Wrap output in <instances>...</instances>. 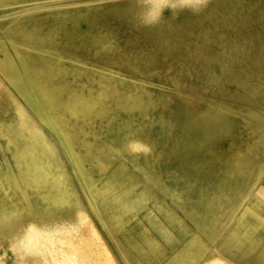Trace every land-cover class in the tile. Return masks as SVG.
<instances>
[{
    "label": "rangeland",
    "instance_id": "374dc122",
    "mask_svg": "<svg viewBox=\"0 0 264 264\" xmlns=\"http://www.w3.org/2000/svg\"><path fill=\"white\" fill-rule=\"evenodd\" d=\"M40 1L9 0L10 4L1 5L6 1L0 0V42L4 41L14 56L17 49L29 67L34 65L33 62L27 63L32 56L35 60L44 58L36 49L41 44L37 30L31 28L58 29L57 50L69 58L74 55L81 62H88L81 72V80V76L71 75L46 79L45 86L62 102L69 99L67 92L71 88L81 81L88 82V79L89 86L94 83L96 88L102 87L109 94L125 90L131 93L129 95L146 93L153 104L138 117L147 119L157 115L166 119L170 115L169 137L187 138L190 151L187 159L191 162L202 159L206 171H218L220 166L231 163V155L243 152L249 143L260 141V132L264 131V0H56L59 2L57 6L46 7H41ZM51 1L55 0L43 2ZM35 4L40 8L29 9ZM7 22L14 26L10 31L2 29ZM10 37L16 40V48L11 47ZM3 59L4 50L1 48L0 60ZM32 76L36 81L43 80L41 73L36 71ZM95 79L103 80L105 84L100 85ZM29 101L30 98L13 83L10 74H5L0 68V199L23 218L35 203L52 213L55 221L75 215L79 222L73 228L74 236L87 234L81 217L84 208L116 262L133 264L135 252L128 242L136 244L137 234L147 233L145 222L140 214L131 218L119 230V239L111 231L119 210L112 188L119 182L113 181L118 178L112 174L120 172L119 177L132 180L138 185L136 189H143L147 186L148 170L145 169V173L137 165L167 161L169 155L158 153L160 147L148 143L144 148L147 153L141 155L140 160L134 161L130 154L119 159L108 158L106 172L95 153L86 149L80 121L70 111L61 106L54 115L57 128L70 137L74 151L72 158L63 147L56 129ZM63 115L68 120L63 121ZM219 120L228 122L227 127H219ZM259 124L263 126L259 128ZM244 129H248L247 132ZM252 129L259 131L254 133ZM143 131L147 134L150 128L145 126ZM101 147L105 145L102 143ZM29 148L36 158L26 155ZM197 153L199 155H195ZM260 154L257 156L259 160L254 159L257 163L264 159V149ZM57 158L62 160L66 177L71 182L69 187L62 180L59 185L54 181L53 175L61 171L60 168L56 172L54 169ZM36 162L49 167L43 175L36 172ZM149 166L154 168L152 164ZM260 166L262 175L254 190L259 196L262 195L259 189L264 187V163ZM148 189L153 191L155 187L149 186ZM162 204L173 210L167 201ZM261 212H264V204ZM250 223L253 240L257 244L253 250L254 262L247 263L249 261H242L237 256L233 260L239 264H264V226L252 218ZM22 243L18 245L21 249L18 246L15 249L11 239L4 237L0 241V261L3 264H46L39 250L29 253L27 245ZM125 247L131 254L126 253ZM160 249L164 253L155 264H164L172 254L169 247ZM139 256L141 261H146L143 250ZM47 258L52 261L51 257Z\"/></svg>",
    "mask_w": 264,
    "mask_h": 264
},
{
    "label": "bare ground",
    "instance_id": "6f19581e",
    "mask_svg": "<svg viewBox=\"0 0 264 264\" xmlns=\"http://www.w3.org/2000/svg\"><path fill=\"white\" fill-rule=\"evenodd\" d=\"M5 1L6 2L1 5H8L11 3L8 2L9 0ZM43 1L44 0H42V2L40 1L41 7L52 5L57 6L59 4V2L56 0L51 1V3ZM186 3V6H190L188 2ZM209 5H211V3ZM177 7L180 8V6ZM34 8L40 7H38L36 4L29 7V9ZM88 15L84 16L86 17ZM75 17V20L77 21L78 18L77 16ZM12 28H14V26H12L10 22L2 25V29L4 30L10 31L12 30ZM31 30H37L36 35L39 37L41 44L36 49L44 55V58L35 60L32 56V60H29L27 63L30 64V62H33L32 64L34 65L28 67L26 61L21 58L20 52L17 49L15 50L16 56H14V54H12L13 52L3 44L4 41H1L2 44H0V49L2 48L4 50L5 59L0 60V68L5 74H10L13 83L21 91V93L30 98V101L35 105L37 112L42 115L43 119L52 128L56 129L58 137L63 147L68 152L70 158H72V154H74L70 137L66 135L62 130L57 128V120L54 115V112L56 110L58 111L61 106L64 107V110L70 111L76 120L80 121V132L83 134L82 141L84 142L86 149L88 150V152L95 153L96 159L99 160L101 168L106 172L109 168V165L107 164L108 158L115 157L116 159H119L130 154L134 161H137L138 159L140 160V156L146 155L147 153L146 151H144V148H146L145 145H147L148 143H152L154 144V146L157 145L160 147V151L158 153L169 155L170 159L167 161H153L148 163L149 165L152 164L154 168L143 163L137 165L138 169L142 171L144 170V172L145 169L148 170L146 176L150 175L151 177L147 176V185H158L162 186L165 189L166 183H171L175 186L189 184L207 186L220 184L230 190L234 189L235 187H241L242 184H244L241 178L237 176L238 174H241L242 172L245 174L246 171L250 172L251 170L253 173L252 184L254 186L257 185V181L262 175L260 163H264V159L259 161L260 163H257L254 159L256 158L259 160L260 157L257 158V156H260V151L264 149V131L260 132V141H257V138H253L257 141H255L256 143L253 141L254 143H249L248 145L246 144L247 146L245 148L242 147L245 149L243 152L241 151L235 155H231L233 157L230 158V164H227L228 162L226 163L227 165L225 164L224 166H220L221 164H219L220 168H216L218 171H206L205 164L202 162V159H195L192 162L187 159L190 153L187 146V143H189V140L187 138H181L180 135L179 139H172L169 137L170 132H167L168 126L169 124H171V117L169 114V117H166V119H163L161 116L158 117L157 115L148 116L147 119H140L138 117L139 114H142V112H144L145 110L150 109V106L153 104V100L149 98V95L146 93L145 95H143L142 93H134L132 95H129L131 93H128L125 90L115 91L109 94L102 87L96 88V86H94V83L93 85L89 86L88 79V82L86 80L81 81L80 84L75 85L67 92V94L69 95L68 100H65L64 102L59 100L58 96H56L53 91H50L45 86L46 79L53 80L56 77H62V75H71L73 77L81 76V80L83 77V75H81V72L87 67L86 65H88V62H81L80 58L74 55L73 57L70 56L69 58L66 56V54L62 53L63 51L61 52L57 50L55 43L59 41L58 29L53 28L52 30H49L47 28H31ZM24 33H26V30L24 31ZM29 37L31 38L33 37V35H30ZM8 39L11 47L16 48V40L13 37H10ZM93 40H95V38ZM96 51L98 50L96 49ZM22 71H24L27 77L26 80L23 79ZM35 71L41 73V75L43 76L42 81H36L32 76V73ZM95 81L99 82L100 85L105 84L103 80L99 81V79H95ZM85 87L89 88L87 89L88 91L82 90ZM108 103H110V105L107 106L106 104ZM145 104L147 105L146 107ZM64 115L62 116L63 121L68 120V117ZM250 123L251 122H249V124ZM227 125L228 122L224 120H219L218 122V126L221 128H226ZM263 125L259 124L258 126H260L259 128H261V126ZM145 126H148L150 128V131H148L147 134L143 131V128H145ZM244 130H246L247 132L248 129ZM252 131L256 133L259 130L252 129ZM187 134L188 133H186L185 135ZM144 136H147V138ZM143 137L146 139H144ZM102 143L105 145V147L99 148ZM110 143H113L115 145L112 146ZM44 144L47 147H50V145L45 141ZM26 155H30L31 158L37 157L36 154H34V152L31 150V148L27 149ZM195 155L199 154L197 153ZM57 160L58 161L54 163L55 172L56 169L59 168L61 171H58L53 175L54 181L57 182V185H59V181L62 180L64 181V185L69 187L71 185V182L66 177V172L64 171V167L62 165V160L61 158H57ZM36 163V172L38 173V175H43L44 171L49 168L45 163ZM19 165H21V163H19ZM29 169L32 168L30 167ZM120 174V172L114 173L112 174V176L118 178ZM124 184L131 186L137 185L132 180H124ZM262 195L264 196V193ZM257 197L258 194H254L253 204H256ZM158 198L165 202L164 196L161 197V195L158 194ZM3 202L4 201L0 199V239L3 240L4 237H9L11 239L12 247L15 248L19 244L24 242L27 245V251H29V253L35 250H39L43 255L44 261H46V264H52V261L53 264H118L114 259L111 249L103 240L98 229L89 219V214L84 208L82 209L83 215L81 216L83 220L81 218L79 219H81L82 223H84V225L87 227V234L80 233L79 235L74 236L73 228L77 227L79 222L76 220L75 215H71L72 218H67V220L60 218L55 221L52 213H50L46 208L40 207L35 203L34 207L30 209L31 211L27 215L25 214V218H23L22 215L19 216L15 211L8 207L5 202ZM37 217H39L40 219H38ZM47 256L51 257L52 261L48 260ZM220 262L221 261H218V264ZM0 264H3V262L0 261Z\"/></svg>",
    "mask_w": 264,
    "mask_h": 264
},
{
    "label": "crops",
    "instance_id": "0c3cea01",
    "mask_svg": "<svg viewBox=\"0 0 264 264\" xmlns=\"http://www.w3.org/2000/svg\"><path fill=\"white\" fill-rule=\"evenodd\" d=\"M237 176L244 184L230 190L220 184L175 186L166 183L165 189L154 185L153 191L148 189L151 184L138 190V185H126L122 177H118L113 181L119 185L112 188L119 210L110 229L119 239V230L131 218L138 214L142 217L147 233L137 234L136 244L128 242L135 252L133 264H155L163 256L161 247L172 251L164 264H215L217 260L239 264L233 260L236 256L249 261L247 263L254 262L253 250L257 244L253 240L250 218L264 226V212H261L264 196L254 193L258 184H252V170ZM258 192L263 194V187ZM158 194L164 196L173 210L162 204ZM254 194L259 197L256 204H253ZM149 231L153 234L149 235ZM141 250L146 261L139 259ZM126 253L131 254L128 250Z\"/></svg>",
    "mask_w": 264,
    "mask_h": 264
}]
</instances>
